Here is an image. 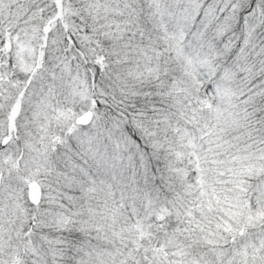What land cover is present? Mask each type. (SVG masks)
<instances>
[{
    "label": "snow or ice",
    "instance_id": "6c2138e0",
    "mask_svg": "<svg viewBox=\"0 0 264 264\" xmlns=\"http://www.w3.org/2000/svg\"><path fill=\"white\" fill-rule=\"evenodd\" d=\"M0 264H264V0H0Z\"/></svg>",
    "mask_w": 264,
    "mask_h": 264
}]
</instances>
